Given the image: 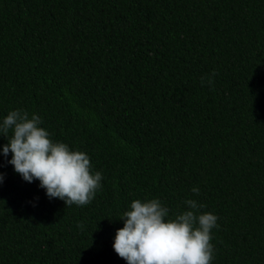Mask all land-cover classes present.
I'll return each instance as SVG.
<instances>
[{
  "label": "trees",
  "instance_id": "1",
  "mask_svg": "<svg viewBox=\"0 0 264 264\" xmlns=\"http://www.w3.org/2000/svg\"><path fill=\"white\" fill-rule=\"evenodd\" d=\"M12 109L102 179L65 206L0 155V264H126L119 216L153 197L217 216L210 264H264V0H0Z\"/></svg>",
  "mask_w": 264,
  "mask_h": 264
},
{
  "label": "clouds",
  "instance_id": "2",
  "mask_svg": "<svg viewBox=\"0 0 264 264\" xmlns=\"http://www.w3.org/2000/svg\"><path fill=\"white\" fill-rule=\"evenodd\" d=\"M212 75L207 77L209 85ZM41 123L36 113L29 116L23 109L9 110L0 117V136L7 140L0 144V155L24 181L37 180L49 199L58 198L65 206L88 204L101 187V172L92 170L84 151L52 140ZM3 179L0 173V183ZM191 192L198 194L199 188L193 186ZM183 203V210L169 216V209L158 198L131 200L119 216L123 225L113 236L115 253L126 264H210V232L217 226V216L201 212L204 205L195 199ZM77 227H82L79 221Z\"/></svg>",
  "mask_w": 264,
  "mask_h": 264
}]
</instances>
